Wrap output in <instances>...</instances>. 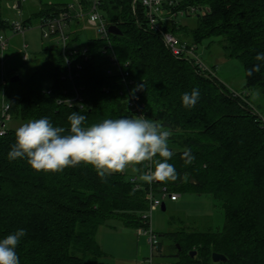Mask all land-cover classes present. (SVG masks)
Here are the masks:
<instances>
[{
    "label": "trees",
    "instance_id": "1",
    "mask_svg": "<svg viewBox=\"0 0 264 264\" xmlns=\"http://www.w3.org/2000/svg\"><path fill=\"white\" fill-rule=\"evenodd\" d=\"M132 3L103 0L102 10L109 26L117 25L122 32L110 38L119 62L130 64L127 70L133 84L125 83L119 74H107L111 56L107 41L94 35L83 43L82 23H75L74 28L68 27L69 46L88 48V59L81 53L71 57L76 64L74 81L63 78L67 65L61 48L45 46L43 52L55 53L21 82L17 95L5 98L12 119L46 116L54 126L67 129L73 111L87 116L85 126L106 118L131 117L127 90L139 89L146 116L172 132L169 146L175 155L169 162L180 178L160 184L171 193L210 195L224 212L220 229L167 234L178 243L172 255L177 264H212L214 252L227 258L219 264H264L261 122L237 102L238 95L233 96L217 75L207 77L190 60L175 57L161 35L149 29L144 8L138 4L134 10ZM183 5L198 9V25L188 28L174 19L162 23L163 29L197 45L219 38L226 57L243 63L246 92L256 88L264 96V66L248 74L257 63L256 55L264 52V0H186ZM67 7L68 3H48L23 22L31 26ZM0 27L7 31L9 22L0 21ZM9 83L8 79L0 82V119L2 93ZM141 84L143 88H138ZM75 88L85 98L83 109L59 102L74 95ZM193 88L199 89L200 98L194 108H185L182 94ZM14 134L15 130H7L0 136V239L17 229L26 230L17 247L21 264H100L105 253L97 234L103 225L115 218L130 228L144 225L142 215L149 201L146 187L137 189L131 180L137 173L108 175L107 182L83 164L55 174L37 173L23 159H8ZM186 148L195 157L190 165L182 159ZM161 246L160 242L157 251Z\"/></svg>",
    "mask_w": 264,
    "mask_h": 264
},
{
    "label": "rangeland",
    "instance_id": "2",
    "mask_svg": "<svg viewBox=\"0 0 264 264\" xmlns=\"http://www.w3.org/2000/svg\"><path fill=\"white\" fill-rule=\"evenodd\" d=\"M18 1L22 3L21 7H18ZM72 1L0 0V21L8 23L15 19L24 20L48 3L57 5ZM133 9L136 10L134 7ZM35 20L36 18L33 19V22ZM177 21L179 23L185 22L183 24H188L190 28H195L199 22L195 13L186 17L179 16ZM38 23L39 21L34 22L33 27L27 30L25 36L13 35L9 29L6 31L11 38L8 49L3 54L0 53V77L8 79L10 83L5 92L2 93L1 107L7 103L5 98L9 95H17L21 82H25L28 76L40 67L46 58H49L53 52L55 53V51L45 53L43 48L47 45L57 47L59 44L54 37L43 38ZM77 25L71 22L69 27L74 28ZM81 26L83 43L88 40V36H97L95 29L90 27L87 22L84 21ZM3 32L5 31L0 29V33ZM218 40L219 38L213 41L204 40L198 45V54L207 65L214 68L220 81L229 86L232 95H238L236 96L237 102L254 114L264 129V96L256 88L246 92L248 90L245 89L247 81L243 63L238 59L226 57ZM24 42L28 44L29 61H24L22 58ZM15 75L19 76L20 81H11ZM205 76L210 77L206 74ZM213 77L212 75L210 78ZM257 92L259 93L258 96L256 95ZM28 120L14 118L6 122V129L15 130ZM125 172L134 173L131 166H128ZM178 194L179 198L176 201L170 200L169 194L165 197L162 196L166 210L160 206L152 209L149 213L150 229L158 235L162 242V252L154 251L152 253L147 235L139 234L137 228L126 227L123 221L115 218L103 225L97 234V239L105 253L100 264H177V259L172 255L175 254L178 243L175 244V240L167 235L169 232L206 231L211 228L214 230L222 228L224 212L218 200L207 194L199 195L192 192ZM212 264L219 263L212 262Z\"/></svg>",
    "mask_w": 264,
    "mask_h": 264
},
{
    "label": "clouds",
    "instance_id": "3",
    "mask_svg": "<svg viewBox=\"0 0 264 264\" xmlns=\"http://www.w3.org/2000/svg\"><path fill=\"white\" fill-rule=\"evenodd\" d=\"M257 63L248 74L259 72L264 52L256 55ZM138 88H143V84ZM258 96L259 93L257 92ZM200 98L198 88L182 94V106L194 108ZM66 129L54 126L48 117L33 118L15 129V139L8 152L11 161L23 159L39 173L55 174L68 167L92 166L101 178L124 173L128 166L145 183L175 182L180 178L170 150L171 130L144 115L106 118L85 126L87 116L73 111L68 115ZM182 159L190 165L195 157L190 148ZM23 228L0 239V264H21L17 247L26 236Z\"/></svg>",
    "mask_w": 264,
    "mask_h": 264
},
{
    "label": "built area",
    "instance_id": "4",
    "mask_svg": "<svg viewBox=\"0 0 264 264\" xmlns=\"http://www.w3.org/2000/svg\"><path fill=\"white\" fill-rule=\"evenodd\" d=\"M186 0H133V7L136 8L140 4L144 8V16L147 21L149 29L154 32H158L161 35V39L165 47L178 58H186L193 62L197 66L199 72H203L208 76H216L214 68L207 65L200 55L198 54V45L187 39H181L175 33L171 31L164 30L162 23L171 22L174 19L177 20L179 16L186 17L193 13L197 14L198 9L193 5L184 6ZM103 0H73L68 3L67 9L60 11L57 15H53L42 19L38 26L41 28L43 38H56L59 43L58 46L65 57V62L67 65V72L63 74V78H69L74 81L73 76V65L72 56L81 53L85 59H88V48L84 47H70L69 43L71 40V35H69L67 28L71 22L83 23L84 21L88 25L95 29L96 34L101 39L107 41V49L110 50V64L107 68L108 75L119 74L125 83L133 84V80L129 79L130 73L127 67L130 66L129 63L122 65L113 48V43L111 41L109 32V21L102 10ZM202 13H204L202 11ZM33 25H25L23 20L15 19L9 22V31L13 34H19L25 36L27 30L32 28ZM10 36L6 32L0 33V53L3 54L9 47ZM28 44L23 43V54L22 58L24 61L30 60V53L28 52ZM81 69L80 63L76 66ZM3 82V79L0 81ZM81 89L75 88L74 95L59 99L60 103H65L70 107L78 106L80 109L85 107V98L80 93ZM128 94V106L133 113V115H144V103H142L141 96L139 94V89L127 90ZM48 94L51 90L47 91ZM147 117V116H146ZM12 120L9 113V106L6 103L2 106V120L0 122V136L7 133L6 122ZM131 180L135 183L137 189L146 187V197L149 201V209L142 215L144 220V225L138 228L139 234H144L148 236V243L150 245L151 252L157 251L160 246V239L158 235L150 229V217L149 213L152 209L162 206V196L165 197L167 194L170 195V200L176 201L179 198L178 193H171L170 190L160 182L143 183L138 179V174L132 176ZM158 189V190H156Z\"/></svg>",
    "mask_w": 264,
    "mask_h": 264
},
{
    "label": "water",
    "instance_id": "5",
    "mask_svg": "<svg viewBox=\"0 0 264 264\" xmlns=\"http://www.w3.org/2000/svg\"><path fill=\"white\" fill-rule=\"evenodd\" d=\"M109 32L112 33V34H116V35H120L122 34L120 28L117 26V25H110L109 26ZM19 80V76L15 75L11 78V81L12 82H16ZM192 181H195L194 179H192ZM197 183V182H196ZM162 209L163 210H166V207H165V203L162 204ZM196 254V251H193L191 252V255L194 256ZM212 260L213 262L215 263H219V262H225L227 260L226 256L221 254V253H217V252H214L212 254Z\"/></svg>",
    "mask_w": 264,
    "mask_h": 264
},
{
    "label": "crops",
    "instance_id": "6",
    "mask_svg": "<svg viewBox=\"0 0 264 264\" xmlns=\"http://www.w3.org/2000/svg\"><path fill=\"white\" fill-rule=\"evenodd\" d=\"M18 7H21V2H20V1H18ZM183 23H185V22H183ZM183 23H180V24H182V25H187V27L190 28V27L188 26V24H183ZM0 29H1V31L3 30V31L6 32V30H4L3 28L0 27ZM9 32H10V31H9ZM11 40H12V39H11ZM160 242H161V241H160ZM161 244H162V242H161ZM162 249H163V244H162V246H161V251H159V252H162Z\"/></svg>",
    "mask_w": 264,
    "mask_h": 264
}]
</instances>
